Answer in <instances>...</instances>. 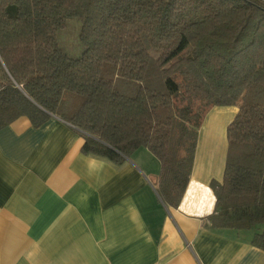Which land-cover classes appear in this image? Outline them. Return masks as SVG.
I'll list each match as a JSON object with an SVG mask.
<instances>
[{
  "label": "trees",
  "instance_id": "trees-1",
  "mask_svg": "<svg viewBox=\"0 0 264 264\" xmlns=\"http://www.w3.org/2000/svg\"><path fill=\"white\" fill-rule=\"evenodd\" d=\"M68 17L81 23L78 57L57 44ZM214 106L238 109L208 219L254 229L264 250V0H0V128L55 115L85 154L122 163L145 147L175 208Z\"/></svg>",
  "mask_w": 264,
  "mask_h": 264
},
{
  "label": "crops",
  "instance_id": "crops-1",
  "mask_svg": "<svg viewBox=\"0 0 264 264\" xmlns=\"http://www.w3.org/2000/svg\"><path fill=\"white\" fill-rule=\"evenodd\" d=\"M237 109L204 116L175 208L156 193L160 163L145 147L122 163L85 154L79 132L55 115L0 128V264H264L254 229L208 219Z\"/></svg>",
  "mask_w": 264,
  "mask_h": 264
},
{
  "label": "rangeland",
  "instance_id": "rangeland-1",
  "mask_svg": "<svg viewBox=\"0 0 264 264\" xmlns=\"http://www.w3.org/2000/svg\"><path fill=\"white\" fill-rule=\"evenodd\" d=\"M80 26L81 23L77 18L68 17L64 27L56 33L57 44L70 57H78L84 50L79 38Z\"/></svg>",
  "mask_w": 264,
  "mask_h": 264
}]
</instances>
